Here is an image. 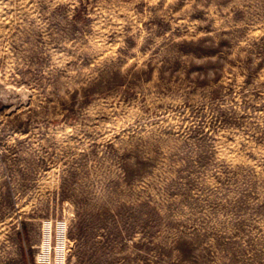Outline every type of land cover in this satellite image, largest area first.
I'll list each match as a JSON object with an SVG mask.
<instances>
[{
    "label": "rangeland",
    "instance_id": "rangeland-1",
    "mask_svg": "<svg viewBox=\"0 0 264 264\" xmlns=\"http://www.w3.org/2000/svg\"><path fill=\"white\" fill-rule=\"evenodd\" d=\"M0 264H264V0H0Z\"/></svg>",
    "mask_w": 264,
    "mask_h": 264
}]
</instances>
